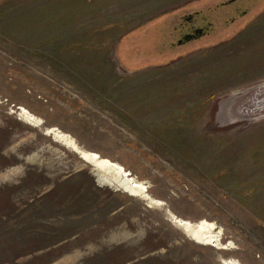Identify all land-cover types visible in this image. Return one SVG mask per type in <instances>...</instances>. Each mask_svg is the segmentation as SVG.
Masks as SVG:
<instances>
[{"label": "rangeland", "instance_id": "1", "mask_svg": "<svg viewBox=\"0 0 264 264\" xmlns=\"http://www.w3.org/2000/svg\"><path fill=\"white\" fill-rule=\"evenodd\" d=\"M262 101L264 0H0V264H264Z\"/></svg>", "mask_w": 264, "mask_h": 264}, {"label": "bare ground", "instance_id": "2", "mask_svg": "<svg viewBox=\"0 0 264 264\" xmlns=\"http://www.w3.org/2000/svg\"><path fill=\"white\" fill-rule=\"evenodd\" d=\"M259 105H264V101H262ZM54 135L58 141L66 144L69 147H72L73 149L76 148L73 141L69 140V138L67 136L59 134V133H54ZM83 157L89 161H94V162H97L99 160L98 156L96 154H85V155H83ZM98 163H100V162H98ZM104 164L106 165V163H104ZM114 182L118 187L122 188L123 190L127 191L130 194L136 195V194L140 193L142 196H144L143 195L144 194V187L141 183H139L137 181L125 180V178L119 174L118 177L114 179ZM183 227L187 230V232L189 233V235L192 239L197 240L199 242H203V243L213 244L216 247H222L223 248V246L221 245V242H220V236L215 235L213 233V228L211 225H207L204 222H200L196 225H192V224L186 222V223H183Z\"/></svg>", "mask_w": 264, "mask_h": 264}, {"label": "crops", "instance_id": "3", "mask_svg": "<svg viewBox=\"0 0 264 264\" xmlns=\"http://www.w3.org/2000/svg\"><path fill=\"white\" fill-rule=\"evenodd\" d=\"M40 225V224H39ZM46 228H43L44 226L41 225V227H38L39 230L36 231H40L38 233L41 234H37L36 235V231L34 232L33 235H27L25 236V238H23L22 242L24 241V243H28V242H33V241H37L38 242V247L37 249L34 250V252H30L29 254H31V258H35L34 261L35 263H42V264H70L71 261H73L72 259L69 260V258H71L70 256H67L66 258L62 259L61 257L59 259L57 258H52L50 256H48L47 253H49L50 250L54 251L56 249V247H54L53 245H51L50 243V236H51V229H49L50 227H48L47 225H45ZM46 229V230H43ZM47 231V232H46ZM69 241L66 239H63L59 242V244L63 245L64 243L67 244ZM55 244H58L57 242ZM56 254V251H54ZM44 253V255H42ZM28 254V253H25ZM47 254V255H46ZM30 258V257H29Z\"/></svg>", "mask_w": 264, "mask_h": 264}, {"label": "flooded vegetation", "instance_id": "4", "mask_svg": "<svg viewBox=\"0 0 264 264\" xmlns=\"http://www.w3.org/2000/svg\"><path fill=\"white\" fill-rule=\"evenodd\" d=\"M187 20H188V22L190 24L187 23V24H185L186 25L185 27L184 26L181 27V34L184 35L183 37L192 35V36H194V38H198L199 39L201 36H203L205 34V32H206L205 30L206 29L203 28V27H197V26L193 25L191 17L187 18ZM17 230H20V229H16V232H18ZM14 239H15V241L17 243V241H18L17 239L20 240V239H22V237L21 236L17 237V235H16ZM12 241H13V239H12ZM13 257L16 258L15 264H21L22 263L21 261H17V259L19 260L22 257L21 253L14 251L13 252Z\"/></svg>", "mask_w": 264, "mask_h": 264}, {"label": "water", "instance_id": "5", "mask_svg": "<svg viewBox=\"0 0 264 264\" xmlns=\"http://www.w3.org/2000/svg\"><path fill=\"white\" fill-rule=\"evenodd\" d=\"M194 39V36H186V37H183V39L182 40H180L179 42H178V45H181V44H183V43H185V42H188V41H191V40H193ZM102 169H104V167L102 166ZM95 177H96V179H97V182H98V179L99 178H97V175H95Z\"/></svg>", "mask_w": 264, "mask_h": 264}]
</instances>
